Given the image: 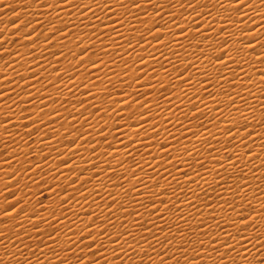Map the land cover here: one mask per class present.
Masks as SVG:
<instances>
[{"label":"snow or ice","instance_id":"snow-or-ice-1","mask_svg":"<svg viewBox=\"0 0 264 264\" xmlns=\"http://www.w3.org/2000/svg\"><path fill=\"white\" fill-rule=\"evenodd\" d=\"M34 2L55 20L17 14L13 39L5 41L27 48L4 54L25 61L29 75L12 69L7 90L15 99L0 88L7 106L0 127L9 137L0 168V264H264V201L256 195L264 189L249 182L264 183L257 175L264 132L256 134L257 126L264 129V102L258 119L247 71L264 65V0ZM0 6L16 11L4 0ZM258 75L264 96V69ZM56 120L64 121L63 134L49 126ZM257 139L261 153L250 146ZM21 144L27 152L17 151ZM220 152L227 153L223 160ZM33 196H43L40 211L28 207ZM81 201H90V210L86 218L74 213L77 226L68 212Z\"/></svg>","mask_w":264,"mask_h":264},{"label":"bare ground","instance_id":"bare-ground-1","mask_svg":"<svg viewBox=\"0 0 264 264\" xmlns=\"http://www.w3.org/2000/svg\"><path fill=\"white\" fill-rule=\"evenodd\" d=\"M49 2H51V0H49ZM204 2L206 3L207 0H204ZM213 2H215V0H213ZM4 3L6 4H9V5H12L16 11H12L10 10L9 8H4L2 6H0V44H3V45H0V47H3V50H0V73H7L6 76H3V77H0V88L3 89V91L5 92L6 95L8 96H12L13 99H15V96L13 95L12 92H9L7 90V80L10 78V77H13L15 75V73H13L12 69H16V72L20 73V74H23L25 75L26 77L29 75V73L26 71V69L24 67H22L21 65H23L25 63V61H22L19 59V57H10L8 55H5L4 52L7 51L9 48H12V49H18L22 54H26L27 52V48L24 47H20L19 45H11L9 43H5V41H11V39H13L11 33L14 31V28H15V25L11 24V22H14L12 20H15L16 19V15L19 14L21 16V19L22 20H31L33 19V17H35V19L37 20H40V19H43L45 20V22H47V20L49 19H52V20H55V17L53 16H48V15H44V16H41L38 12V8H37V5L35 4L34 0H4ZM25 5H27V9L24 7ZM165 8H167V4H165ZM40 11H44V12H47V10H40ZM123 11V10H121ZM177 11H179V9H177ZM61 17H63L65 20L69 19V17L65 16V14L63 12L60 13ZM90 15V14H89ZM213 15H215V12H213ZM225 15H230V16H235V14H229V13H225ZM72 19H75L76 18V14L74 13V15L71 17ZM168 19L167 16L164 17V20L166 21ZM35 22V21H34ZM17 23H20V21H17ZM78 23V21H77ZM151 24V21H149V25ZM55 25L56 26H60V21H55ZM45 27H47V23H45ZM240 27H243V25H240ZM162 30V29H160ZM122 31H126V29H122ZM141 31H143V28H141ZM235 31V30H233ZM165 39H167V35L165 36ZM178 40H182V37H177ZM14 43V42H13ZM66 43V42H65ZM121 43H123V41H121ZM155 43V42H153ZM186 43V42H185ZM195 43V41H194ZM69 47H71V45H69ZM54 50V49H53ZM208 51H211L210 49ZM257 51H259V48H257ZM44 55L46 57H48L49 59H51V57L48 55L47 52L44 53ZM248 57H246L247 59ZM13 59H15V63H13ZM25 59L28 60L30 59L29 57L25 56ZM8 64L10 65L9 68H5V64ZM41 63H44L43 61H41ZM65 67H67V64H64ZM34 67V66H33ZM159 66L157 65V68ZM233 67H235V65H233ZM264 69V65H260V64H255L254 68L252 67H248L247 68V71L251 74V77H252V82H254V87L252 88L253 92L256 94V99L254 100H251V106H253L255 108V115L257 116V118L259 119L260 118V114H261V109L259 108V103L258 101L260 102H264V96H262L261 92H259L257 89L260 87V76L258 75V73ZM34 70H37L35 69L34 67ZM117 70L119 71V67L117 68ZM38 71V70H37ZM41 76H47L48 73L47 72H41L40 73ZM103 73H101L102 75ZM16 79L19 80V77L16 76ZM21 84H23L24 82L23 81H20ZM33 83H35L33 81ZM153 83H155V81H153ZM37 87H40V85H36ZM185 88L187 87V85L184 86ZM228 85L225 84L224 85V88L227 89ZM12 88L16 91V92H19V89L16 88L15 84L12 85ZM143 90V89H142ZM217 89L216 88H213L212 91H216ZM49 91H53L52 89H49ZM23 93L21 92L20 93V96L23 97ZM53 95H55V92H53ZM77 96H79V93H77ZM221 99L223 100V97H221ZM251 99V98H250ZM197 103H199V101H196ZM206 102L208 103L209 105V108L208 109H203L205 112H209V110L212 108V104H211V101L210 100H207L206 99ZM161 103H163L161 101ZM179 103V102H178ZM9 104H10V101H9ZM29 107H31L29 105ZM58 107V106H57ZM122 107V106H121ZM135 107V106H134ZM78 110L82 111L83 109H79V106H77ZM181 108L184 110V111H187V108L184 106V105H181ZM20 107H16L15 108V112L17 113V115L20 114ZM7 112V106L6 104L4 103V97L3 96H0V121H2L4 119V116H5V113ZM10 114V113H9ZM64 115L66 116L67 113H64ZM125 117H127L128 113L125 112L124 113ZM218 115V113L216 114ZM235 118H238V116H236V114H234ZM15 119V118H14ZM54 119V117L52 118ZM21 123H27V121H21ZM120 123H123V121H120ZM129 123H133V122H129ZM217 123H219V121H217ZM255 123V122H253ZM61 124H64V121L63 120H56L54 123H51L49 126L53 129H56L58 130L59 133L63 134L64 133V128L61 127ZM112 124V121L109 120V125ZM65 127H67V125L65 124L64 125ZM146 127V126H145ZM209 129L211 131H215L214 128H212L211 125H208ZM221 127H223V125H221ZM133 130L135 131L136 129L133 128ZM9 131L12 133L13 136H15L16 134V129L12 128L11 125H9ZM45 131H47V129H45ZM91 132V134L94 136L95 135V132L93 130H89ZM125 133L128 134V138L129 139H133V137L131 136L130 133H128V128L125 127L124 129ZM201 134L203 136H207L206 133L203 132V129L200 130ZM262 132H264V129L260 128L259 126L256 127V134L257 136H259ZM23 134V133H21ZM106 134V133H105ZM254 139L256 137H253ZM25 139H27V137H25ZM97 140H99V137H96ZM109 139L111 140L112 137L110 136ZM121 139H123V137H121ZM210 139V138H209ZM221 139H223V137H221ZM17 140H19V137H17ZM9 141V137L8 135L4 132L3 130V127H0V168H4L5 165L3 163L4 159L6 158V154H5V157H1L3 156V154L1 153V150H4V147H5V142H8ZM127 141H125L126 143ZM53 143H55V141H53ZM113 143L115 144V141H113ZM185 144H187L188 142L187 141H184ZM193 143H196V141L194 140ZM213 144H215V141L212 142ZM261 143V141L259 139H257V142L256 144H253V145H250L253 149H254V153H261V149L258 147V145ZM173 144H175V142L173 141ZM78 146V145H77ZM200 145L197 144V147H199ZM217 147V149L220 148V145H215ZM34 147L36 148H39L41 147V145H39L38 143L36 145H34ZM58 148H60V145H57ZM116 147L117 149L120 151L121 155H123V151L124 149L119 145V144H116ZM136 148L139 149L140 146L139 144L136 145ZM239 149H240V154L242 155L243 152L245 151V149L243 148V146H239ZM10 150H17L15 149V145H12L11 149ZM62 151H65L64 149H61ZM17 151H24V152H27V149L24 148V145L21 144V147L19 150ZM129 151H131V149H129ZM142 151V150H141ZM151 151L153 153L156 152V148L155 146H153V148L151 149ZM53 155L55 156V153H53ZM85 155H87V153H85ZM227 155V153H224V152H220L219 153V156L217 158L223 160V157ZM213 156H216V153H213ZM63 158H67V152L65 151V155ZM147 158V157H146ZM19 159H21L23 161V156H20ZM260 159H264V154L261 155ZM73 160L75 161L76 158L73 157ZM78 164H81L80 161H76ZM130 162V161H129ZM56 163H58V161H56ZM253 163H255L257 165V167L260 166V160H255L253 161ZM52 165V161H49V167H51ZM83 165L81 164V167ZM206 166L209 168V170L212 169L213 165L211 163H208L206 164ZM101 167H106V165H101ZM219 167V166H217ZM203 174V173H202ZM75 175V174H74ZM206 175V174H205ZM214 175V173H213ZM213 175H206V179L208 180H212L213 178ZM227 175H233V170L232 169H229L228 170V173ZM257 175L258 176H261V177H264V168H261V170L259 172H257ZM183 179V178H181ZM4 180H5V176H4V173L2 171H0V191H2V186H3V183H4ZM61 180H63V177H61ZM250 183H255V184H259L260 187L262 189H264V183H261L260 180H252L250 178L249 180ZM23 181H21V187L23 186ZM203 186V184H202ZM78 187V186H77ZM89 189H91L92 185H88ZM125 187H127V184L125 185ZM189 187H192L195 189V185H189ZM33 191H35V188L33 187L32 189ZM254 190V189H253ZM197 192L199 190H196ZM209 191H211V189H209ZM201 195V197H203V193H199ZM48 195H51L50 193H48ZM86 195V193H85ZM257 197L261 200V201H264V196H262L259 192L256 193ZM41 198V197H40ZM141 199H144L143 197H141ZM36 198L35 196L33 197H30V203L28 205L29 208H32V207H37V210L40 211V207L39 206H35L34 203H36ZM4 199L2 196H0V208H2L4 206ZM91 202H87L85 203L84 201H81V203L79 205H72L71 206V210L68 212V216L72 219V220H75L76 221V224L77 226H79V221L76 220V216L74 215V213H78L82 218H86L84 217V212L85 211H89V204ZM110 203V202H109ZM49 204V201H45L44 203V206L43 207H47ZM253 204L259 208V204L256 202V201H253ZM56 208V205L53 204L51 208H49V211L53 210ZM191 211V210H189ZM42 215H45L47 216L48 213L47 212H41ZM57 214L59 215V212H57ZM118 217H119V213L117 214ZM154 219V218H153ZM171 219H174V217H172ZM65 224L68 223V221H64ZM171 226V225H170ZM3 229V217L0 216V230ZM139 231V230H137ZM30 243V242H29ZM145 248H147V245H143ZM100 264H103V261H100ZM134 264H138V262H134Z\"/></svg>","mask_w":264,"mask_h":264},{"label":"rangeland","instance_id":"rangeland-1","mask_svg":"<svg viewBox=\"0 0 264 264\" xmlns=\"http://www.w3.org/2000/svg\"><path fill=\"white\" fill-rule=\"evenodd\" d=\"M1 153L3 154L4 153V150H1ZM1 157H5V153L3 154V156H1ZM48 194V193H47ZM41 197V198H40ZM35 198L36 199H43V196H39V197H37V196H35ZM35 204V206H37L36 205V203H34Z\"/></svg>","mask_w":264,"mask_h":264}]
</instances>
